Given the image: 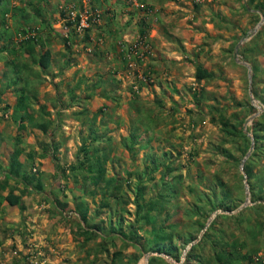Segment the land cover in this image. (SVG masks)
Listing matches in <instances>:
<instances>
[{"label":"rangeland","instance_id":"rangeland-1","mask_svg":"<svg viewBox=\"0 0 264 264\" xmlns=\"http://www.w3.org/2000/svg\"><path fill=\"white\" fill-rule=\"evenodd\" d=\"M0 2V264H264V0Z\"/></svg>","mask_w":264,"mask_h":264},{"label":"trees","instance_id":"trees-1","mask_svg":"<svg viewBox=\"0 0 264 264\" xmlns=\"http://www.w3.org/2000/svg\"><path fill=\"white\" fill-rule=\"evenodd\" d=\"M48 53H49V51H47V53L43 56V58H42V60H41V62H42V66H43V67H47V65H48V63H47V60H48V59H47V57H48L47 54H48ZM46 56H47V57H46ZM211 75H212V73H211L210 71H208L207 68L202 67L201 65H199V66L197 67L196 77H197L198 80L205 79V78H207L208 76H211ZM251 188L254 189V186H252ZM143 193H144V192H143ZM144 194H145V193H144ZM137 198L143 200L144 197H143L142 193L139 192ZM7 199H9L10 203L13 204V205H14V204H17V203L19 202V197H18L17 195H14V194H10V195H8V196H7ZM137 203H138V204H137L138 209L143 207L141 213H140V211H139V213L141 214L142 217H145V216H147V215H150L151 212L155 210L154 207H150V206H151L150 203H149V204H146V203L143 204V201H141V202L138 201ZM144 205H146L145 209H144ZM139 213H138V214H139ZM152 249H154V247H153L152 245H149L148 247H145V251H151ZM156 250H158V249H156ZM193 250H195V249L190 250V252L188 253V254H190L189 257H191V255H192V253H193ZM170 251H172V249H170ZM152 261H153V260H152ZM151 264H154V263L151 262Z\"/></svg>","mask_w":264,"mask_h":264},{"label":"built area","instance_id":"built-area-1","mask_svg":"<svg viewBox=\"0 0 264 264\" xmlns=\"http://www.w3.org/2000/svg\"><path fill=\"white\" fill-rule=\"evenodd\" d=\"M77 14H79V16H80L79 20H80L81 23L83 24L84 21H86V18L83 16V13H77Z\"/></svg>","mask_w":264,"mask_h":264},{"label":"crops","instance_id":"crops-1","mask_svg":"<svg viewBox=\"0 0 264 264\" xmlns=\"http://www.w3.org/2000/svg\"><path fill=\"white\" fill-rule=\"evenodd\" d=\"M2 3L0 2V5H1ZM230 8V7H229Z\"/></svg>","mask_w":264,"mask_h":264}]
</instances>
